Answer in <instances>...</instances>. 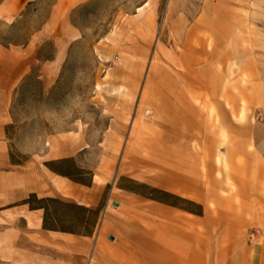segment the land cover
<instances>
[{
  "label": "rangeland",
  "instance_id": "obj_1",
  "mask_svg": "<svg viewBox=\"0 0 264 264\" xmlns=\"http://www.w3.org/2000/svg\"><path fill=\"white\" fill-rule=\"evenodd\" d=\"M216 1L224 0H86L48 35L40 30L55 0L24 2L12 16H0V133L11 159L39 164L71 154L75 167L90 171L70 167L76 176L92 174L102 186L101 215L115 209L113 201L123 202L113 194L122 176L206 208L211 198H231L232 180L241 175L231 170V133L253 131L264 106L257 91L192 88L194 81L221 86L228 78L209 72L207 42L199 43V67H189L182 55L187 28ZM256 1H230L238 47L251 48L247 33H255L250 8ZM179 111L196 126L180 122ZM162 135L172 138L168 146L180 160L195 162L194 169L180 171V180L156 179L161 164L147 162L159 159ZM207 163L217 183L205 179Z\"/></svg>",
  "mask_w": 264,
  "mask_h": 264
},
{
  "label": "crops",
  "instance_id": "obj_2",
  "mask_svg": "<svg viewBox=\"0 0 264 264\" xmlns=\"http://www.w3.org/2000/svg\"><path fill=\"white\" fill-rule=\"evenodd\" d=\"M31 1L1 0L0 16H12L23 7L24 2ZM83 1L86 0H55L40 30L42 35L50 34L66 11ZM230 1H216L208 5L207 12L187 28L183 37L187 46H184L186 50H182L187 65L199 67V43L207 42L209 72L222 73L228 78L221 82V86L211 82L202 86L194 81L192 88L253 90L258 92V104L264 106V0H257L256 7L250 8L256 12L253 19L255 33H247L251 48L234 45L237 39L232 35L234 8ZM197 22L202 24L199 26ZM241 75L244 80L238 79ZM241 95L247 104H252L248 94L242 92ZM177 114L179 121L188 129L196 126L197 123L189 118L191 116L180 111ZM257 118L253 131L242 127L230 136L233 141L230 153L234 160L231 170L241 172L240 177L232 180L236 190L231 198H211L214 206L210 204L206 208L201 201L164 190L193 203L171 205L121 188L116 181L113 189L118 192L113 194L122 198L123 202L113 201L112 205L117 203L115 209L102 215L100 211L91 235L44 229L42 209H30L22 201L30 193H35L38 197H57L95 208L102 200L103 189L94 176L87 186L57 174L45 165L48 161L68 158L71 156L69 153L52 156L39 164L27 160L13 163L0 133V262L264 264V132L260 131L264 128V117ZM162 137L165 139L162 147L170 149L167 142L172 138L162 135L161 140ZM206 138L213 140L210 134ZM207 168V180L217 183L211 175L212 164L208 163ZM248 231L252 233L251 242Z\"/></svg>",
  "mask_w": 264,
  "mask_h": 264
},
{
  "label": "trees",
  "instance_id": "obj_3",
  "mask_svg": "<svg viewBox=\"0 0 264 264\" xmlns=\"http://www.w3.org/2000/svg\"><path fill=\"white\" fill-rule=\"evenodd\" d=\"M11 162L18 163L13 161L12 159ZM67 164H70L71 166L67 167ZM45 165L57 174L66 176L74 182L87 186L91 184L92 174L91 178L89 179L76 176L77 173H85L86 175H89L90 171L75 167L70 158L48 161L45 162ZM70 167H73L77 171V173L73 172ZM120 180H126L128 182H131L133 185H122L121 183H119ZM119 181L117 183L119 187L161 202H165L171 205L193 204L192 202L185 200L177 195L124 176L120 177ZM22 203H26L30 209H42V228L81 235L92 234L97 224L99 213L103 207V200H101L97 207L89 208L75 202L64 201L57 197H38L35 193H30L22 201ZM197 207L200 208L199 205H197Z\"/></svg>",
  "mask_w": 264,
  "mask_h": 264
},
{
  "label": "bare ground",
  "instance_id": "obj_4",
  "mask_svg": "<svg viewBox=\"0 0 264 264\" xmlns=\"http://www.w3.org/2000/svg\"><path fill=\"white\" fill-rule=\"evenodd\" d=\"M162 137V141H164ZM164 144V143H163ZM162 152L159 153V159H153L150 158V160H147V162L152 166L156 165V163L161 164L160 165V171L154 174V177L159 180H172V179H179L181 178V172L183 167H188L191 169H194L196 167L195 162H185L183 160H180L179 157L176 155V153L172 152V149H167L162 147ZM208 167V163L206 165ZM176 167V168H175ZM174 168L176 171L171 169ZM205 179L209 180V176L206 174Z\"/></svg>",
  "mask_w": 264,
  "mask_h": 264
},
{
  "label": "water",
  "instance_id": "obj_5",
  "mask_svg": "<svg viewBox=\"0 0 264 264\" xmlns=\"http://www.w3.org/2000/svg\"><path fill=\"white\" fill-rule=\"evenodd\" d=\"M113 205H117V203H116V202H114V203H113ZM110 239H112V237H110Z\"/></svg>",
  "mask_w": 264,
  "mask_h": 264
}]
</instances>
